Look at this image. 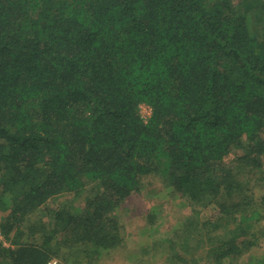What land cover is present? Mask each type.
I'll return each mask as SVG.
<instances>
[{
	"label": "trees",
	"instance_id": "obj_1",
	"mask_svg": "<svg viewBox=\"0 0 264 264\" xmlns=\"http://www.w3.org/2000/svg\"><path fill=\"white\" fill-rule=\"evenodd\" d=\"M0 213V264H264V0H0Z\"/></svg>",
	"mask_w": 264,
	"mask_h": 264
},
{
	"label": "rangeland",
	"instance_id": "obj_2",
	"mask_svg": "<svg viewBox=\"0 0 264 264\" xmlns=\"http://www.w3.org/2000/svg\"><path fill=\"white\" fill-rule=\"evenodd\" d=\"M231 159L232 156L230 155L226 158V162ZM146 190L140 195H135L129 198L126 202L127 208L125 206L127 211L125 212V210L122 209L120 212L123 215L122 221L125 225V234L127 233L134 243H141L143 241L142 239H145L144 236L139 233L140 231H148L151 234L154 233V237L157 240L162 238L170 239L172 235L169 232L171 230H178L182 226V220L177 219V217H188L190 215V208L181 207L180 205L183 203L181 199L167 196L166 192L163 191L158 192L157 187L151 190ZM254 193L256 196L255 199H259L261 193L257 190H254ZM214 212V210L209 208L201 210L199 220L206 221L210 218H214ZM150 213H157L158 215L156 218L159 219L156 220L154 224L144 227L143 219ZM263 226L264 222H261L260 227L262 228ZM194 244L195 243L193 242L192 245ZM130 248L133 253H129L128 255L117 259L114 257L109 258L106 264H134L135 256H133V254L135 255V252L133 245H130ZM201 253L199 252L197 256H200ZM248 256L257 259H264V242H262L261 246L258 248L252 249V252H250V255ZM248 256H246V258ZM162 257L169 258V253H163ZM162 257L157 259H153V257H145L147 259L145 260V264H167Z\"/></svg>",
	"mask_w": 264,
	"mask_h": 264
},
{
	"label": "built area",
	"instance_id": "obj_3",
	"mask_svg": "<svg viewBox=\"0 0 264 264\" xmlns=\"http://www.w3.org/2000/svg\"><path fill=\"white\" fill-rule=\"evenodd\" d=\"M139 109H140L141 118H143L142 120H146L147 118L150 117L151 111L148 106L140 105Z\"/></svg>",
	"mask_w": 264,
	"mask_h": 264
}]
</instances>
